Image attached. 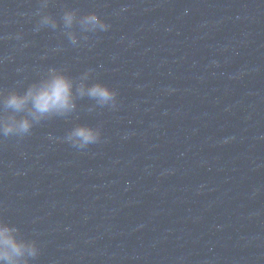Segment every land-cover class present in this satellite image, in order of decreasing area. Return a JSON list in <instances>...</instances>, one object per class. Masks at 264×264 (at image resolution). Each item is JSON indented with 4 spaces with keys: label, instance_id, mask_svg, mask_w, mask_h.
I'll return each mask as SVG.
<instances>
[{
    "label": "water",
    "instance_id": "water-1",
    "mask_svg": "<svg viewBox=\"0 0 264 264\" xmlns=\"http://www.w3.org/2000/svg\"><path fill=\"white\" fill-rule=\"evenodd\" d=\"M40 3L0 0V92L55 67L116 106L0 136V222L36 243L29 264H264V0ZM64 10L110 27L36 30ZM77 124L97 142L68 143Z\"/></svg>",
    "mask_w": 264,
    "mask_h": 264
},
{
    "label": "clouds",
    "instance_id": "clouds-1",
    "mask_svg": "<svg viewBox=\"0 0 264 264\" xmlns=\"http://www.w3.org/2000/svg\"><path fill=\"white\" fill-rule=\"evenodd\" d=\"M48 7V0H41L40 8ZM36 30L42 27L57 29L62 24L68 41L77 46L79 41L74 26L81 33L107 31L110 27L96 13L90 12L78 16L74 10H64L60 22L51 15L38 11ZM84 39H87L85 36ZM89 72H84L74 80L64 71L50 67L39 79L29 83L22 93L15 90L6 94L0 92V136L23 137L30 133L35 123L53 117L65 116L76 109L77 98L88 97L95 104L115 108L116 93L101 82L87 83ZM26 113L24 115H19ZM100 137L98 129L84 125H75L65 136V140L76 148L83 149L97 142ZM38 254L36 243L17 235V230L5 222H0V264H29L31 258Z\"/></svg>",
    "mask_w": 264,
    "mask_h": 264
}]
</instances>
